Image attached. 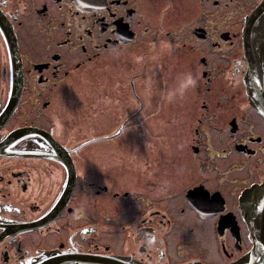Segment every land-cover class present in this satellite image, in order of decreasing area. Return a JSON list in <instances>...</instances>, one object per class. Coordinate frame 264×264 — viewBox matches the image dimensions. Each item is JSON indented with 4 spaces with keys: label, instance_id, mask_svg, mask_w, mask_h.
I'll return each instance as SVG.
<instances>
[{
    "label": "flooded vegetation",
    "instance_id": "obj_1",
    "mask_svg": "<svg viewBox=\"0 0 264 264\" xmlns=\"http://www.w3.org/2000/svg\"><path fill=\"white\" fill-rule=\"evenodd\" d=\"M145 1L155 8L154 47L182 49L187 76L199 67L195 89L204 95L180 186L112 192L75 164L88 141L72 147L56 137L55 122L43 117L46 93H64L61 81L86 60L143 41ZM190 1L104 0L89 8L78 0H0V114L12 60L19 58L22 76L16 107L0 118V264H264L255 241L264 236V0ZM40 42L53 50L35 49ZM233 76L240 100L222 91L215 105L207 101ZM33 99L41 117H32Z\"/></svg>",
    "mask_w": 264,
    "mask_h": 264
},
{
    "label": "rangeland",
    "instance_id": "obj_2",
    "mask_svg": "<svg viewBox=\"0 0 264 264\" xmlns=\"http://www.w3.org/2000/svg\"><path fill=\"white\" fill-rule=\"evenodd\" d=\"M185 4L191 6V1L185 0ZM144 9L143 41L134 39L96 60H86L78 73H69L61 81L64 93H46L51 103L43 117L55 122L56 137L72 147L88 141L76 154L75 164L83 173L107 184L112 192L133 185L160 192L180 186L196 137L194 114L200 112L204 95L195 89L202 83L199 67L187 76L182 49L168 47L164 41L154 47L151 28L155 8L145 1ZM42 45L40 42L33 47L54 48ZM63 59L74 60L69 54ZM234 77L217 83L216 92L206 93L207 101L215 105L214 97L222 91H230L235 101L240 100V84ZM36 106L38 100L33 99L32 117H41ZM122 125V131L116 133ZM154 181L159 188L151 185Z\"/></svg>",
    "mask_w": 264,
    "mask_h": 264
},
{
    "label": "water",
    "instance_id": "obj_3",
    "mask_svg": "<svg viewBox=\"0 0 264 264\" xmlns=\"http://www.w3.org/2000/svg\"><path fill=\"white\" fill-rule=\"evenodd\" d=\"M78 1L80 2V4H83L90 8V7L100 6L104 0H78ZM247 26L243 28L244 49H245V57L247 60V69H246V73L244 76V82H245L248 94H250L249 86L251 85L250 83L251 82V30ZM11 74H12L11 75L12 90L10 91L9 98L5 104V107L3 108L0 114V118L6 116L8 113L10 114V112L13 111V109L15 108L18 102V98H19L20 91H21V83H22L19 58H17L16 61L14 60L11 61ZM122 129H123V125L119 128V130L116 133H119L120 131H122ZM57 148L65 150V148L59 144ZM65 164L67 165L66 167L68 171L70 169L73 171L72 163L69 164L68 162H65ZM263 185H261L260 187L262 188ZM250 194H251V188L244 191L241 194L240 198L245 200V198L249 197ZM243 206H244V203H243ZM255 241L259 248V249L256 248V254H257L256 256H258V258L262 260L264 257V250H262L261 247L264 246V236L256 235ZM251 255H254V253H252Z\"/></svg>",
    "mask_w": 264,
    "mask_h": 264
},
{
    "label": "snow or ice",
    "instance_id": "obj_4",
    "mask_svg": "<svg viewBox=\"0 0 264 264\" xmlns=\"http://www.w3.org/2000/svg\"><path fill=\"white\" fill-rule=\"evenodd\" d=\"M208 203H211V201H207Z\"/></svg>",
    "mask_w": 264,
    "mask_h": 264
}]
</instances>
